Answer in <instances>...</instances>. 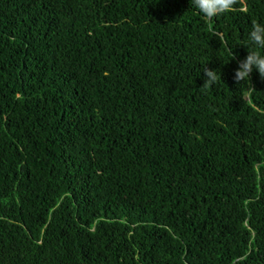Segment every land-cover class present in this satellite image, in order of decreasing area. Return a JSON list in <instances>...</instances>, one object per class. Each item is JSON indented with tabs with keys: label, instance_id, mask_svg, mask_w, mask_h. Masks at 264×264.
Wrapping results in <instances>:
<instances>
[{
	"label": "trees",
	"instance_id": "1",
	"mask_svg": "<svg viewBox=\"0 0 264 264\" xmlns=\"http://www.w3.org/2000/svg\"><path fill=\"white\" fill-rule=\"evenodd\" d=\"M254 22L264 0H0V264H264Z\"/></svg>",
	"mask_w": 264,
	"mask_h": 264
},
{
	"label": "clouds",
	"instance_id": "2",
	"mask_svg": "<svg viewBox=\"0 0 264 264\" xmlns=\"http://www.w3.org/2000/svg\"><path fill=\"white\" fill-rule=\"evenodd\" d=\"M238 3L239 0H191V5H194L209 22L224 13L233 11ZM248 37L257 50H249L246 58L239 62L234 79L237 83H249V90H253L254 88L251 86V74L253 71L257 70L260 77L264 79V52L260 51V49H264V23L254 22ZM204 73L207 76V80L203 87L215 84L217 72L205 68Z\"/></svg>",
	"mask_w": 264,
	"mask_h": 264
}]
</instances>
